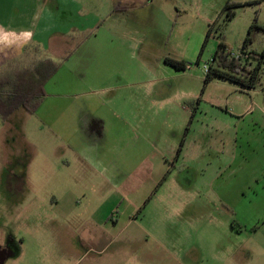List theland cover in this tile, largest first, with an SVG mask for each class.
I'll return each instance as SVG.
<instances>
[{"label":"rangeland","instance_id":"obj_1","mask_svg":"<svg viewBox=\"0 0 264 264\" xmlns=\"http://www.w3.org/2000/svg\"><path fill=\"white\" fill-rule=\"evenodd\" d=\"M24 1L16 0L17 6ZM114 2L132 7L107 20L105 14L83 40L88 48L127 39L118 62L91 65L84 82L74 69L83 53L73 49L70 64L56 61L57 76L47 80L35 113L20 109L5 126L0 123V245L9 252L6 264H241L236 251L246 248L255 256L258 234L264 233L255 234L256 196L250 194L253 205L238 207L233 217L219 206L213 187L233 186L239 178L240 172L226 183V171L215 173L225 164L223 151L236 150L235 166L242 162L254 174L264 172V66L252 90L216 77L206 82L205 68L221 40L237 54L252 24L262 29L248 50L264 51V0ZM229 12L234 17L227 21ZM103 24L121 30L103 34ZM169 61H183L186 68L176 70ZM112 71L119 83L105 90ZM84 83L95 91L89 110L106 126L98 152L110 172L102 176L84 175L72 158L84 137L71 131L79 115L66 108L84 106ZM238 109L252 111L241 117ZM180 153L194 158L183 168ZM253 153L259 160L252 162ZM206 155L216 156L211 165ZM262 184H252L254 192ZM33 203L35 210L26 209Z\"/></svg>","mask_w":264,"mask_h":264},{"label":"crops","instance_id":"obj_2","mask_svg":"<svg viewBox=\"0 0 264 264\" xmlns=\"http://www.w3.org/2000/svg\"><path fill=\"white\" fill-rule=\"evenodd\" d=\"M114 1L115 0H25L19 8L16 4V0H0V35L7 33L9 40L8 44H0V71L11 61H18L24 64L36 58H48L54 62L58 60L65 62L64 60H67L66 57L71 55V51L77 49L76 54L81 51L83 55H80L81 61L80 59L77 61L74 69H77V73L79 72V75L76 77L81 78L84 76L85 82L91 65H97V62L98 65H104L105 61L110 63L118 62L120 57L125 54L122 50L124 49V51H126L125 46H127V39L123 38V40H119V38H115L104 41L105 44H88L89 52L88 48H86L87 44L84 45V43H88V41L84 42L83 40L84 36L96 27L97 23L103 19L102 17H104L105 14H107V20L108 17L113 18L116 14L118 15V13H121V15L125 14L132 7L130 4L125 3L115 4ZM106 20H103L102 23H104V21L106 22ZM104 24L103 28L102 26V29L100 28L103 34H114V30H121L118 26L104 27ZM129 29L130 28H123L122 32L127 33ZM81 35H83L82 39L78 40L77 38H81ZM98 35L99 32L97 36ZM74 41H76L75 47L73 44ZM117 41H121L122 43L118 44L116 43ZM119 45L121 46L118 47ZM130 46L131 44L129 43L128 47ZM117 52H119L120 55H118ZM70 62L71 57L70 60L65 62V65L70 64ZM115 75H117V72L112 71L111 83H105L103 85L105 90H112L114 89L113 84L116 83V81L119 83V77L114 79ZM56 76L57 74L54 77ZM100 77L103 79L105 77L102 71L100 72ZM84 87L86 89L84 90V106L82 104L80 106L66 108L72 109V111H70L72 115H76L77 113L79 115L78 118L74 116L76 123H72L71 131L80 132L84 137V145L82 144L78 150H74L72 158L75 156L74 162L78 163L82 167V170L84 169V175L100 176L101 173H104V170L110 172L105 168L106 157L98 152L100 146L107 138L105 137L106 126L104 119L94 116L87 106V100L95 91L87 88L86 83H84ZM20 109L23 108L14 111L8 120L13 115L17 114ZM257 110L262 113V109ZM251 111L252 109H244V111L238 109L237 112L235 111L234 113L237 116L243 117ZM8 120L5 122L0 121L1 125L5 126L4 124H6ZM211 145L212 144H210L209 147ZM249 146L250 144L246 141V147L248 148ZM261 147L264 148V143L261 144ZM221 153L225 155L223 159L225 164L220 165L215 173L218 175L226 171V183L227 179L236 178L238 172L240 173L235 185L219 188L213 187V193H215V195L217 193L220 196L219 206L232 216L234 215V210L238 207L239 209H246L248 205H253L250 194L256 196L255 207L257 210L256 217H258V223L255 234H258L261 229H264V184L255 192L253 190L254 186L251 185L254 184L255 186H259V184L264 183V172L254 174L255 171L250 172L249 169H246L248 165L244 166L242 162V166H235L236 150L234 152L230 151V153L227 152L226 154L224 151ZM206 156H208V163L211 165V161H214L216 156ZM248 156L249 155H247V158ZM190 158L194 159L188 155L186 157L181 153L179 154L178 161L179 164L182 165V168L185 167V160H189ZM251 158L253 159L252 162L254 160H259V156H256L254 153ZM204 169L203 167L202 170ZM84 189L88 188L84 186ZM181 191L184 193L185 190L181 188ZM217 197L218 196H216V198ZM189 205L190 203L182 202L180 206L187 207ZM213 205L217 206V203ZM34 207L35 205L33 203L26 206V209L33 208L35 210ZM244 222L243 220L240 223ZM258 240L260 244L257 247L255 256L246 248H244V251H242V249L241 251H236V255L240 257L241 264L247 263L250 259H255L258 264H264V233L258 234ZM241 248H243V246H241ZM85 250L86 252L84 255H88L91 248L88 247ZM232 251L230 254L233 253ZM236 257L237 256H235V259Z\"/></svg>","mask_w":264,"mask_h":264},{"label":"trees","instance_id":"obj_3","mask_svg":"<svg viewBox=\"0 0 264 264\" xmlns=\"http://www.w3.org/2000/svg\"><path fill=\"white\" fill-rule=\"evenodd\" d=\"M233 8L227 5L226 8ZM234 13H226V20L230 21ZM262 29L257 24L249 27L248 35L244 39L239 52L231 54L227 45L221 40L217 44L211 64L205 74L206 82L213 78L227 80L241 89L252 90L260 79V70L264 66V51L257 54L248 48L253 42L256 31ZM212 32L210 26L203 41L202 50ZM201 50V52H202ZM68 58V57H66ZM176 70H184L183 61H169ZM59 64L48 58H36L24 64L18 61L9 62L0 71V121L5 122L19 108L33 114L41 105L44 86L55 75Z\"/></svg>","mask_w":264,"mask_h":264},{"label":"flooded vegetation","instance_id":"obj_4","mask_svg":"<svg viewBox=\"0 0 264 264\" xmlns=\"http://www.w3.org/2000/svg\"><path fill=\"white\" fill-rule=\"evenodd\" d=\"M8 256H9V252L7 248L0 245V264H6Z\"/></svg>","mask_w":264,"mask_h":264},{"label":"clouds","instance_id":"obj_5","mask_svg":"<svg viewBox=\"0 0 264 264\" xmlns=\"http://www.w3.org/2000/svg\"><path fill=\"white\" fill-rule=\"evenodd\" d=\"M9 40H8V34L5 33L3 35H0V44H8Z\"/></svg>","mask_w":264,"mask_h":264},{"label":"built area","instance_id":"obj_6","mask_svg":"<svg viewBox=\"0 0 264 264\" xmlns=\"http://www.w3.org/2000/svg\"><path fill=\"white\" fill-rule=\"evenodd\" d=\"M205 69H206V72H207V67Z\"/></svg>","mask_w":264,"mask_h":264}]
</instances>
